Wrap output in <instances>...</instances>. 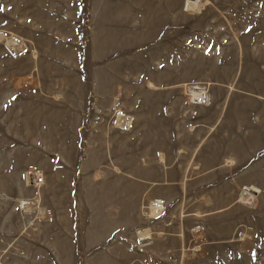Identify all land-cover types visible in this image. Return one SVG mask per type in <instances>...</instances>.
Instances as JSON below:
<instances>
[{
    "label": "rangeland",
    "instance_id": "374dc122",
    "mask_svg": "<svg viewBox=\"0 0 264 264\" xmlns=\"http://www.w3.org/2000/svg\"><path fill=\"white\" fill-rule=\"evenodd\" d=\"M0 264H264V0H0Z\"/></svg>",
    "mask_w": 264,
    "mask_h": 264
},
{
    "label": "bare ground",
    "instance_id": "6f19581e",
    "mask_svg": "<svg viewBox=\"0 0 264 264\" xmlns=\"http://www.w3.org/2000/svg\"><path fill=\"white\" fill-rule=\"evenodd\" d=\"M146 238V239H145ZM149 237H148V235L147 236H145V237H143L142 239L143 240H147ZM151 238V237H150Z\"/></svg>",
    "mask_w": 264,
    "mask_h": 264
},
{
    "label": "built area",
    "instance_id": "2783aa9c",
    "mask_svg": "<svg viewBox=\"0 0 264 264\" xmlns=\"http://www.w3.org/2000/svg\"><path fill=\"white\" fill-rule=\"evenodd\" d=\"M245 190H247V189H245Z\"/></svg>",
    "mask_w": 264,
    "mask_h": 264
}]
</instances>
